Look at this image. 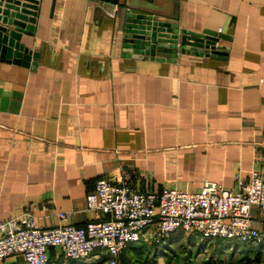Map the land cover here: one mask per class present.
I'll return each instance as SVG.
<instances>
[{"label":"crops","instance_id":"crops-1","mask_svg":"<svg viewBox=\"0 0 264 264\" xmlns=\"http://www.w3.org/2000/svg\"><path fill=\"white\" fill-rule=\"evenodd\" d=\"M128 1L40 0L33 35L23 36L36 64L0 61V222L30 204L45 205L35 211L43 227H83L98 217L85 197L103 176L131 173L140 192H194L207 182L233 190L236 176L258 166L264 0H141L179 30L221 29L222 54L179 52L174 61L126 52ZM253 213L264 228V214ZM171 247L142 240L120 264H174ZM146 248L154 252L143 260ZM90 261L66 262L50 249L49 264ZM4 264L26 262L16 254Z\"/></svg>","mask_w":264,"mask_h":264},{"label":"built area","instance_id":"built-area-1","mask_svg":"<svg viewBox=\"0 0 264 264\" xmlns=\"http://www.w3.org/2000/svg\"><path fill=\"white\" fill-rule=\"evenodd\" d=\"M117 4L115 3V8ZM218 29L216 34H219ZM103 176L86 197L87 210L98 215L83 227L61 223L43 227L35 211L45 205H24L18 216L0 222V264L16 254L26 264H49L50 249L66 262L120 264L122 253L145 241L165 249L182 232L195 240L226 239L253 243L261 239L253 209L264 214V147L258 166L245 180L236 176L235 189L207 182L194 192L173 187L159 193L137 191L129 182ZM60 220L65 212H57Z\"/></svg>","mask_w":264,"mask_h":264},{"label":"water","instance_id":"water-1","mask_svg":"<svg viewBox=\"0 0 264 264\" xmlns=\"http://www.w3.org/2000/svg\"><path fill=\"white\" fill-rule=\"evenodd\" d=\"M39 3L40 0H0V61L23 66L36 64L38 54L26 45L23 36L33 35ZM127 5L130 10L125 17L123 46L133 57L174 61L179 52L222 54L215 47L220 34L179 30L177 25L156 17L161 14L152 2L129 0Z\"/></svg>","mask_w":264,"mask_h":264},{"label":"rangeland","instance_id":"rangeland-1","mask_svg":"<svg viewBox=\"0 0 264 264\" xmlns=\"http://www.w3.org/2000/svg\"><path fill=\"white\" fill-rule=\"evenodd\" d=\"M259 230L261 239L253 243L220 238L195 240L184 234L174 243L170 241L172 247L166 252L167 259L174 264H264V228ZM153 252L144 249L143 260Z\"/></svg>","mask_w":264,"mask_h":264}]
</instances>
